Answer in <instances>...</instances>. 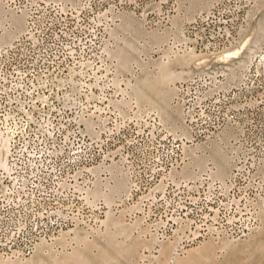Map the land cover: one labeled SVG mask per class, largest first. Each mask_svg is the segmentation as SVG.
<instances>
[{
    "label": "built area",
    "instance_id": "obj_1",
    "mask_svg": "<svg viewBox=\"0 0 264 264\" xmlns=\"http://www.w3.org/2000/svg\"><path fill=\"white\" fill-rule=\"evenodd\" d=\"M104 2L5 5L22 24L0 27V255L25 257L41 240L96 226L103 203L94 190L111 189L108 167L122 177L123 204L187 230L180 244L211 233L242 236L264 209V61L253 64L264 34L242 57L226 53L252 0H214L194 16L192 43L211 60L173 84L170 103L187 136L122 92L105 52ZM212 142L226 172L183 176L185 146Z\"/></svg>",
    "mask_w": 264,
    "mask_h": 264
},
{
    "label": "rangeland",
    "instance_id": "obj_2",
    "mask_svg": "<svg viewBox=\"0 0 264 264\" xmlns=\"http://www.w3.org/2000/svg\"><path fill=\"white\" fill-rule=\"evenodd\" d=\"M7 1L0 0V27L6 23L13 24V20L18 30L22 15L9 10L5 6ZM212 1L104 2L106 16L110 19L104 47L122 78V92L139 108L156 112L167 130L181 136H187V132L180 123L178 110L170 103L173 84L211 60L199 52L198 46L192 43V37L200 26L194 23L196 12ZM251 3L249 11L242 15L245 26L240 32V39L226 50L237 58L248 53L264 34V0H252ZM121 4L123 10L115 11L113 5ZM6 30H11L8 35L15 32L13 26ZM260 56L254 55L253 64ZM161 76L169 78V83L166 79V87L162 86L165 82L159 83ZM159 106L167 110L169 118H164ZM184 156L180 173L186 177L195 176L206 167L216 177L227 170L226 158L217 142L207 146L187 144ZM216 165L222 166L220 173H217ZM108 170H111L108 171L111 188L116 184L115 178L119 179L120 186L111 194L109 203L101 196L103 213L98 216L96 226L72 227L41 240L25 257L0 255V264H264V209L252 216L249 228L242 236L211 233L207 238L186 240L180 244L187 230L165 228L163 220L144 219L131 203L123 204L120 201L122 177L116 168ZM100 187L102 189V185ZM105 191L110 193V190ZM159 234H165V237L161 238Z\"/></svg>",
    "mask_w": 264,
    "mask_h": 264
},
{
    "label": "bare ground",
    "instance_id": "obj_3",
    "mask_svg": "<svg viewBox=\"0 0 264 264\" xmlns=\"http://www.w3.org/2000/svg\"><path fill=\"white\" fill-rule=\"evenodd\" d=\"M243 12H248V11H242V13H241V22H242V15H243ZM245 16V15H244ZM254 55H261L260 57H256L255 58V60H254V62H256V64H260L261 62H263L262 60H264V54H254ZM254 55H253V58H254ZM162 77V76H161ZM166 79H167V77H162V80H159L160 82L159 83H161V84H163L164 82V85H162L163 87H166L167 85H166ZM169 79V78H168ZM167 79V80H168ZM168 83H169V80H168ZM160 85V84H159ZM166 85V86H165ZM165 97V96H164ZM168 97V96H167ZM159 109L161 110V112L163 113V116H164V118L165 119H167V118H169V113L167 112V110L163 107V106H159ZM216 145V144H215ZM220 165V164H219ZM216 166H218V165H216ZM0 167H1V160H0ZM108 169H110V167H108ZM221 170H222V166H218L217 167V169H216V171H217V173H220L221 172ZM223 172V171H222ZM215 176V175H214ZM112 178V177H111ZM116 179V184L115 185H113L114 186V188H111L110 189V193H106V192H104V190H94L95 191V195H96V193H97V195H100V196H102V198L105 200V201H107V203H109L111 200H112V198H111V194L114 192V191H116V190H118L117 188H119V186H120V182H119V179H117V178H115ZM115 179H114V182H115ZM109 215H110V213H109ZM110 218V217H109ZM117 226V225H116ZM65 240V239H64ZM45 243V242H44ZM41 245H46V244H41ZM47 246V245H46ZM48 247V246H47ZM37 251V250H36ZM17 258H19V257H17Z\"/></svg>",
    "mask_w": 264,
    "mask_h": 264
}]
</instances>
